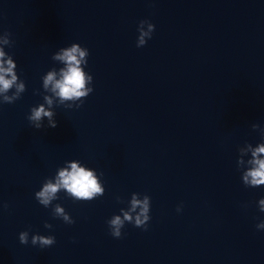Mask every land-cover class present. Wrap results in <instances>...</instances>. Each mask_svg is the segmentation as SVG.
<instances>
[{"label":"clouds","instance_id":"obj_1","mask_svg":"<svg viewBox=\"0 0 264 264\" xmlns=\"http://www.w3.org/2000/svg\"><path fill=\"white\" fill-rule=\"evenodd\" d=\"M145 25L147 30H145ZM155 25L147 20H141L138 26L139 36L137 38V47L146 44L147 39L151 38ZM9 33H4L0 38V45L10 46ZM89 51L81 47L78 43L71 44L70 47H62L52 59L61 61L65 67L59 69L60 79H56L57 69L53 68L42 77V86L44 91H51L59 98L58 105H64L67 108L73 107V104L79 108L83 104V98H86L92 91V87L86 84L92 83L91 74H86L83 66L87 65ZM17 64L12 56L8 55L4 47H0V103L12 104L20 99L21 94L26 91V85L20 80L16 72ZM51 85V88H49ZM12 94L9 95L11 90ZM44 103L30 109V115L27 119L31 125L39 130L44 127L43 121L47 118V126L50 128L57 127L55 119L56 113L53 111V100L50 96H43ZM66 101H72L66 104ZM79 102V103H77ZM47 105V107H46ZM253 130L260 129L261 140L264 141V128L258 124H252ZM250 153L251 158L245 164L244 155ZM238 168H243L242 181L246 187H258L264 185V142L258 143L256 147L246 143L239 148V157L237 160ZM70 169V170H69ZM65 190L70 197L78 201H91L94 198L104 194L105 189L101 187V181L98 180L94 170L85 166H80L79 161L71 162L66 168H59L54 178L46 179L39 191L35 193L36 200L45 208L49 207L52 202L58 199V193ZM138 193H133L130 201V209L125 211L121 209L120 215H113L108 221L110 233L115 238H120L121 229L125 223H132L135 227L147 230V223L150 220V197L144 195L143 199H138ZM7 207V205H5ZM258 207L264 212V198L258 201ZM139 212L133 217L132 213ZM181 209L178 207L177 211ZM54 217L61 218L67 224H73L75 221L60 205L56 204L53 208ZM123 217V218H122ZM45 228H51L52 225L45 223ZM257 229H264V221L256 225ZM22 245L29 243V231H21L18 236ZM56 238L53 235L34 234L31 236V244L39 246L41 249L53 246Z\"/></svg>","mask_w":264,"mask_h":264}]
</instances>
